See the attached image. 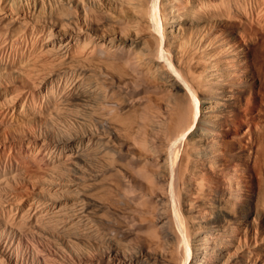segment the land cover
<instances>
[{
  "label": "bare ground",
  "instance_id": "obj_1",
  "mask_svg": "<svg viewBox=\"0 0 264 264\" xmlns=\"http://www.w3.org/2000/svg\"><path fill=\"white\" fill-rule=\"evenodd\" d=\"M229 22L249 37L264 0H0V150L36 169L0 155V264H264L262 199L236 208V172L211 193Z\"/></svg>",
  "mask_w": 264,
  "mask_h": 264
},
{
  "label": "rangeland",
  "instance_id": "obj_2",
  "mask_svg": "<svg viewBox=\"0 0 264 264\" xmlns=\"http://www.w3.org/2000/svg\"><path fill=\"white\" fill-rule=\"evenodd\" d=\"M24 12L27 14V10ZM25 24L26 20L12 29L6 28L8 31L5 38L14 46L12 48L16 54L25 53L30 47V42L20 37L25 32ZM226 26L222 28V35H233V40L236 39L235 43L237 42L239 46V59L243 60L237 64L238 73H234L232 79L227 80V84L224 85V93H227L230 99L222 100L223 102L215 107L217 110L215 119L222 125V129L220 128L218 132L227 145L229 144L228 149L222 148L224 153H221L226 159L230 158L232 161H229L232 164L228 160L223 161L220 173L218 171L215 173L218 178H216V187L211 188L213 189L211 193L217 192L221 196L224 191L226 193L228 189H235L232 182L230 183L232 185L228 186V180L224 176H227V173L230 175L236 172L235 176L239 177L241 192L239 195L241 201L239 199L238 202L235 201L236 208L240 210L243 205L246 211L252 212L259 207L257 205L264 202V196H262L264 195V27L251 30L249 32L251 38H249L248 35L244 37L245 34L236 22H229ZM238 33H241V37ZM199 97H207V95L201 93ZM204 113L205 117L201 119L205 120L212 114L207 110ZM11 141V147L9 145L8 150L1 149L0 155L10 156L19 164H25L23 167L27 173L35 172L36 169L28 164L27 149L16 141ZM260 211L264 213L261 208Z\"/></svg>",
  "mask_w": 264,
  "mask_h": 264
}]
</instances>
